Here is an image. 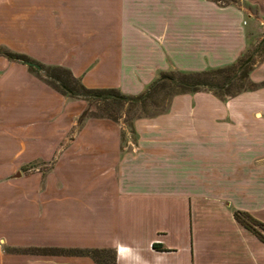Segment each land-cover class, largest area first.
<instances>
[{"label":"crops","instance_id":"1","mask_svg":"<svg viewBox=\"0 0 264 264\" xmlns=\"http://www.w3.org/2000/svg\"><path fill=\"white\" fill-rule=\"evenodd\" d=\"M263 32L264 0H0L1 48L129 95L162 72L231 64ZM250 79L264 82V60ZM87 106L0 55V264H100L75 249H109L114 264H264L234 217L251 214L241 180L264 181V86L174 94L131 128L81 118Z\"/></svg>","mask_w":264,"mask_h":264},{"label":"trees","instance_id":"2","mask_svg":"<svg viewBox=\"0 0 264 264\" xmlns=\"http://www.w3.org/2000/svg\"><path fill=\"white\" fill-rule=\"evenodd\" d=\"M214 1L222 2L221 0ZM262 41H264V38ZM0 55L26 64L31 71L35 72L47 84L62 94L86 100L88 106L82 112L81 118L96 116L107 117L117 121L120 117L118 112L126 110L133 113V116L130 117L131 120L128 121L129 125H132L133 119L152 115L146 110L147 100L153 99L160 93L168 96L169 100L174 94L202 90L211 91L220 98L233 96L245 89L244 80L248 79V71L253 66L251 57L247 56L236 64L209 70L196 72L172 70L170 72H162L144 91L136 95H129L113 87H86L68 68L60 65H45L23 53L9 51L0 47ZM234 80L242 82L236 86V90L232 89L235 86ZM249 83L252 87L255 86L254 83ZM165 108V106L162 107L156 113L163 111ZM234 217L264 242V235L261 231L264 230V222L241 210H235ZM152 246L159 247V244L154 242ZM74 253L89 255L100 264H114L115 260V254L109 249H75Z\"/></svg>","mask_w":264,"mask_h":264},{"label":"rangeland","instance_id":"3","mask_svg":"<svg viewBox=\"0 0 264 264\" xmlns=\"http://www.w3.org/2000/svg\"><path fill=\"white\" fill-rule=\"evenodd\" d=\"M221 1L226 2V0H221ZM263 38H264V32H263L262 40H263ZM262 40H261V42H259L256 45V47L253 50H250L249 52L242 54L238 59H236V61L232 62L231 64L225 65V66H229V65L236 64L237 62H239L240 60L244 59L247 56H250L251 61L253 62L252 68L248 71V79L244 80L245 89L237 92L235 94L236 96H237V94L239 95L242 92H247L249 90H254L256 88H259L260 86H264V82L254 83L250 79L251 70L254 68L255 65H257L258 63H260L264 60V41H262ZM219 67H224V66H219ZM219 67H214V68H219ZM214 68H207L205 70L214 69ZM170 71H172V70H169L167 72H170ZM240 81L234 80L235 86L232 88L233 90H236L237 89L236 86L242 83ZM249 82L254 83L255 86L252 87ZM235 95H233V96H235ZM231 97L232 96H226L225 98H221V99H225V101H229V99ZM153 99L147 100V103L145 106L147 112L149 114H152V115L154 113L160 111L162 109V107H164V106L167 107V104L169 103V101H168L169 98H168V96H165L164 93L157 94ZM92 108L94 109V107H92ZM118 115L120 116L119 119L122 120L123 122H125V124L129 128L132 127V125L128 124V121L131 120L130 117L133 116L132 112H128L126 110H123V111H119ZM259 116H260V113L256 114V118H258ZM39 168L41 170H46V168H49V165H45V166H42ZM263 184H264V181L262 178H257V179L245 178V179L241 180V187L239 188L241 190V194L239 197L240 198L239 203L245 204L246 206H250L251 214L254 215L255 217H257L258 219L262 220V221H264V203L262 201V198L264 197V185ZM225 185L226 184H224V186ZM247 188H248L247 192L250 191L251 197L248 196L249 194L247 195V192H245V194L243 193L244 191L247 190ZM225 190L227 191V193L229 192V196L232 198L233 203H235L236 202L235 200H237V198H238V196H236L237 195L236 190L232 191L231 185L229 186V188L225 187ZM242 193H243V195H242ZM244 210L245 209H243V211ZM245 211H248V210H245ZM261 231H262V234L264 235V230H261Z\"/></svg>","mask_w":264,"mask_h":264}]
</instances>
